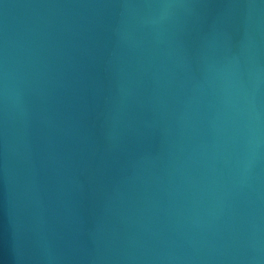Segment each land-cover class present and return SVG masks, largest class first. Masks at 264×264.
<instances>
[{
  "label": "water",
  "instance_id": "water-1",
  "mask_svg": "<svg viewBox=\"0 0 264 264\" xmlns=\"http://www.w3.org/2000/svg\"><path fill=\"white\" fill-rule=\"evenodd\" d=\"M0 264H264V0H0Z\"/></svg>",
  "mask_w": 264,
  "mask_h": 264
}]
</instances>
